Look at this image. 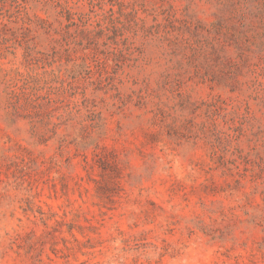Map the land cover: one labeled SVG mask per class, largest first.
I'll return each instance as SVG.
<instances>
[{
    "label": "rangeland",
    "instance_id": "374dc122",
    "mask_svg": "<svg viewBox=\"0 0 264 264\" xmlns=\"http://www.w3.org/2000/svg\"><path fill=\"white\" fill-rule=\"evenodd\" d=\"M0 264H264V0H0Z\"/></svg>",
    "mask_w": 264,
    "mask_h": 264
}]
</instances>
